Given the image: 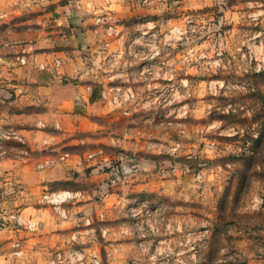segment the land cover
I'll return each instance as SVG.
<instances>
[{"label":"rangeland","instance_id":"obj_1","mask_svg":"<svg viewBox=\"0 0 264 264\" xmlns=\"http://www.w3.org/2000/svg\"><path fill=\"white\" fill-rule=\"evenodd\" d=\"M0 57V264H264V0H0Z\"/></svg>","mask_w":264,"mask_h":264},{"label":"built area","instance_id":"obj_2","mask_svg":"<svg viewBox=\"0 0 264 264\" xmlns=\"http://www.w3.org/2000/svg\"><path fill=\"white\" fill-rule=\"evenodd\" d=\"M20 60L21 61H25V59H24L23 56L20 58ZM7 217H8L9 220H12L13 219L16 222H21L22 221V216L20 214H18V213H10V214H8Z\"/></svg>","mask_w":264,"mask_h":264},{"label":"crops","instance_id":"obj_3","mask_svg":"<svg viewBox=\"0 0 264 264\" xmlns=\"http://www.w3.org/2000/svg\"><path fill=\"white\" fill-rule=\"evenodd\" d=\"M0 59H2V57H0ZM3 65V64H2ZM13 69V68H12ZM19 235V234H18ZM1 240V239H0Z\"/></svg>","mask_w":264,"mask_h":264}]
</instances>
